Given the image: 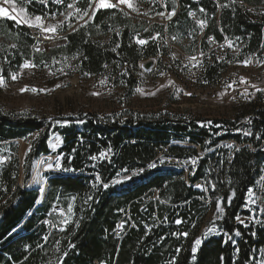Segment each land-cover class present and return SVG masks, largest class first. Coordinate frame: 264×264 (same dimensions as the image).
Here are the masks:
<instances>
[{
	"label": "trees",
	"instance_id": "1",
	"mask_svg": "<svg viewBox=\"0 0 264 264\" xmlns=\"http://www.w3.org/2000/svg\"><path fill=\"white\" fill-rule=\"evenodd\" d=\"M150 1L162 11L158 0ZM178 1L180 10L167 25L173 39L195 31L206 51V37L222 40L219 24L226 35L241 39L239 59L264 48V13L239 3L246 0H220L219 20L217 6L201 1L207 16L199 39L188 17L196 4ZM168 2L164 0L167 9ZM247 2L255 10L264 6L261 0ZM89 3L82 0L77 7L88 11ZM64 6L25 8L44 13ZM147 24L138 28L119 8L100 9L89 23L67 34L65 45L37 53L29 28L0 18V61L16 73L24 61L40 66L51 56H74L76 73L109 72L126 81L129 97L135 86L132 70L165 54L164 25ZM135 33L148 42L138 45ZM98 34H108V41H99ZM6 36L10 45L2 39ZM221 69L217 61L206 65V80L213 82ZM108 116L80 112L53 124L0 110V146L7 147L0 165V264H264V207L245 209L249 189L257 198L264 196V107L252 103L233 118L131 109ZM248 131L252 135L244 134ZM52 133L62 138L60 168L47 176L42 202L36 205L39 190L26 181L35 161L49 154ZM19 139L30 141L22 160ZM101 152L107 157L90 158ZM173 160L180 166H165ZM121 176L131 178L117 183ZM206 179L214 185L209 197L223 201L225 214L216 223L219 234L202 240L193 261L194 241L211 205L205 191L194 185ZM185 232L187 236L179 235Z\"/></svg>",
	"mask_w": 264,
	"mask_h": 264
},
{
	"label": "rangeland",
	"instance_id": "2",
	"mask_svg": "<svg viewBox=\"0 0 264 264\" xmlns=\"http://www.w3.org/2000/svg\"><path fill=\"white\" fill-rule=\"evenodd\" d=\"M82 0L68 1L62 10L45 11L44 13H31L25 6L13 0L17 12L20 9L24 10L23 15H18V20L34 19L35 16L43 17V23L48 25H61L58 27L55 34L46 32L44 36V45L49 43H60L67 34L73 32V28L84 26L90 22L92 9L89 8V16L83 19L79 18L80 13L75 11L77 3ZM156 1V0H155ZM264 2V0H261ZM111 2V1H110ZM135 11L125 7L130 15L132 22L146 27V18L160 16L161 20L169 19V14L176 7L175 0H169L170 8L167 9V14L159 15L154 1L150 0H132ZM68 4H73L74 8H68ZM0 6L7 7L11 12V5H3V0H0ZM166 6V5H165ZM255 10L253 6L248 9L263 16L264 6H257ZM81 12L83 10L79 8ZM220 9V7H219ZM219 9L217 15L219 14ZM72 13L71 16L68 14ZM17 15V13H11ZM12 20L8 18H3ZM14 21V20H12ZM25 26L30 30H39V28L29 27L25 23H17ZM69 25H72L70 28ZM206 24L203 28L205 30ZM142 28V29H143ZM141 32V31H140ZM195 31H191L189 36L175 37L173 42H168L161 38L165 47V54L153 58V66L145 71L141 64L132 70L131 76L135 81L132 94L128 97L126 81L119 77H113L109 72H104L100 75H80L75 72L76 57H67L65 55L51 56L42 60L40 66L23 67L25 63L34 65L31 61H24L18 68L16 73L12 70H7V66L3 67L0 61V77H3L4 83L0 85V110L14 111L17 115L20 113L24 116L31 115L39 119H46L48 122L57 124L60 120L75 116L80 112H90L99 115L100 118L111 114H117L126 109L138 111H155L164 110L183 115H192L200 119L212 118H233L238 114L248 110L250 104L255 103L258 107H264V91H256L257 88L264 90V48L253 55L246 56L243 59L238 58L241 47V39L231 38L223 51L209 49L203 51L196 42L194 37ZM200 34L198 35L199 39ZM51 37V38H46ZM108 34H98L99 41L107 42ZM10 45L9 36L2 38ZM143 39L135 33L134 41ZM145 40V39H144ZM231 44V46H229ZM139 45V44H138ZM61 47V46H60ZM55 49V48H54ZM53 49L45 48L43 51L48 53ZM203 53V55L201 54ZM195 57V59H192ZM194 60L200 64L194 65ZM250 60L251 62L245 66L243 61ZM219 62L222 66L219 74L213 82L206 80L204 68L213 62ZM5 71V74H3ZM16 74L17 78L13 80L11 77ZM105 83L101 84V81ZM59 85V87H57ZM255 85L256 87H252ZM44 89L45 91L31 90L21 91V89ZM138 89L142 91H137ZM93 93H99L93 95ZM151 93H154L152 95ZM186 93H191L187 95ZM124 103H122V101ZM109 117V116H108ZM248 116L245 117V122H248ZM36 137V134L32 138ZM31 138V139H32ZM18 154L22 160L30 141L22 139L17 140ZM62 144V138L57 133H52L48 140L49 154L42 155L34 163V169L30 178L26 181V186L42 189L41 199L43 198L46 188L47 176L51 173L58 172L56 167L57 162L60 164L57 150ZM6 146H0V161L1 155L7 153ZM167 167H176L180 164L176 161L167 162ZM49 164L52 165L49 168ZM126 176L119 177V180H125ZM20 184H24L23 177L19 179ZM200 185L199 189L205 191L208 196L210 207L209 212L204 220L199 239L206 240L211 236L219 234L216 228V223L224 217L225 205L218 198L211 200L209 197L213 189V184L210 179H206L194 186ZM198 188V187H197ZM232 196L229 197V203ZM218 204L223 208V212L217 211ZM263 209L264 196L255 197L248 195L246 210H254L256 206ZM246 223V219H240ZM211 230V231H210ZM121 231V228L119 230ZM116 231V232H117ZM200 246V245H199ZM198 246V247H199ZM197 247V250H198ZM196 250V252H197ZM195 253L193 261L195 260ZM263 264V263H259Z\"/></svg>",
	"mask_w": 264,
	"mask_h": 264
},
{
	"label": "snow or ice",
	"instance_id": "3",
	"mask_svg": "<svg viewBox=\"0 0 264 264\" xmlns=\"http://www.w3.org/2000/svg\"><path fill=\"white\" fill-rule=\"evenodd\" d=\"M41 3H47V0H40ZM56 3H62V0H55ZM121 4H124V5H127L128 8H131L133 9L134 11L136 10L135 7H134V4L132 3V0H117L116 3H112L110 2V0H90V3L88 4V7L92 9V13H91V16H89V12L88 11H83L81 12V10L79 8H76L75 11L77 13H80L79 15V18L80 19H83L85 16H89V19H91L92 17L95 16L96 12L99 11L100 9H111V8H118ZM3 5H11V12L9 11V9L7 7H4V6H0V18H8V19H12L14 21H16L17 23H25L27 24L29 27H35V28H39L41 32H50V33H53L55 34L57 32V29L58 27H60L61 25H48V26H45L44 23H43V17L41 16H35L34 19H24V20H18L17 19V16L18 15H23L24 13V10L23 9H20L19 12H17V8L13 2V0H3ZM223 6H226V5H223ZM68 8H74V5L73 4H68ZM201 11L203 12L204 9H201ZM11 13H17V15H12ZM69 16L72 15V13H69L68 14ZM159 15L163 16L164 13H159ZM172 15H175V12L173 11L172 13L169 14V19L171 18ZM205 24V21H200V25L201 27H203ZM69 27L71 28L72 25H69ZM77 29L73 28V31H76ZM46 38H51V37H46ZM152 39H155V37H153ZM148 41L147 40H144V39H137L136 40V43L139 44V45H145ZM229 46H231V44H229ZM39 51V49H37ZM113 51H115V49H113ZM203 55V53H201ZM192 59H195V57H192ZM251 61L250 60H245L243 61L244 65L247 66ZM35 67V65H30L29 63H25L23 65V67L27 68V67ZM141 67H143V65H141ZM86 75H88V73H86ZM13 80H15L17 78L16 74H13L12 77H11ZM4 83V80H3V77H0V85H3ZM105 83V81H101V84ZM57 87H59V85H57ZM252 87H256L255 85H252ZM28 90H31L33 92H36V91H45L44 89H28V88H24V89H21V91H28ZM137 91H142L140 89H138ZM256 91H264L262 89H259L257 88ZM99 93H93V95H98ZM152 95H154V93H151ZM187 95H191V93H186ZM245 135H252V133L250 131L248 132H245L244 133ZM259 138V137H258ZM107 157V153L105 152H101L99 153V156H92L90 157L92 160H96L98 158H106ZM192 163L195 164L196 163V160L193 159L192 160ZM152 167H155V165H151ZM52 165L49 164V168H51ZM56 167L57 168H60V164L59 162H57L56 164ZM67 170V169H65ZM127 171V170H125ZM131 177H126V179H130ZM97 181L100 182V177L97 176L96 177ZM117 183H119V181H116ZM102 183V182H101ZM94 187L96 185H93ZM103 187L107 188L108 185L107 184H103ZM197 187H201L200 185H197ZM214 187V185H213ZM249 196L251 198L252 196V190L249 189ZM217 211L218 212H223V208L220 207V205L218 204L217 206ZM237 219L239 220L240 218L237 217ZM182 221L180 220H177L176 223L177 224H180ZM241 223H243V221H240ZM120 227H123V225H121ZM211 231V230H210ZM179 235H184V236H187L188 234L185 232V233H180ZM236 235H239V232L236 233ZM45 239H47V237H45ZM201 244V239L197 238L195 241H194V246H193V253L196 252L197 250V247ZM177 251H179V249H177ZM65 255H67V253H65Z\"/></svg>",
	"mask_w": 264,
	"mask_h": 264
},
{
	"label": "built area",
	"instance_id": "4",
	"mask_svg": "<svg viewBox=\"0 0 264 264\" xmlns=\"http://www.w3.org/2000/svg\"><path fill=\"white\" fill-rule=\"evenodd\" d=\"M15 1L18 2L19 4L25 6V7H46V8H50V7H61V6L65 5L69 0H62V3H56L55 0H47V3H41L40 0H15ZM110 1L112 3L117 2V0H110ZM175 1H176V7L174 10H172V12L173 11L175 12V15H172L170 19L163 21V20H161L160 16H154L152 18H146V21L148 22L147 27H149V25L152 23H158V24L164 25V31H163L161 37L164 38L167 42H168V40L170 42H173V35L168 34L167 25L174 20L175 16L177 15L178 11L180 10L179 1L178 0H175ZM192 1L196 4L197 9L188 11V17L198 27V34L201 35L202 27L200 25V21L206 22L207 12L201 6V1H203V0H192ZM210 1H212L217 6V9H219V7H221V1L220 0H210ZM239 3L243 4L246 7L250 6L248 4L247 0L246 1H239ZM158 5L162 9L161 13L167 14V9H166L164 0H158ZM118 8L120 10L126 12L128 15H130V12H128L125 7L120 5ZM201 9H204V11L202 12ZM218 31H219L220 35L222 36V40L218 41L214 35H210V36L206 37V43L208 44L209 49H218V51H223L226 48V44L231 39V37L226 35L221 30V27L219 26V24H218ZM30 33L34 38V44L32 45L31 48L33 51H35L37 53L44 52L43 50L47 47L50 49H54V48L63 46L67 42V37L65 36L63 39L60 40V43H49L48 45H44L43 40H44V36L47 35L46 32H41L39 30H30ZM37 49H39V51ZM198 63L199 62L197 60L196 61L194 60L193 68H194V65H196ZM1 157H2V159L0 161V165H2L3 161H6V159H7V157L4 154L1 155ZM47 226H48V224H47ZM116 233L118 234V233H120V231H117Z\"/></svg>",
	"mask_w": 264,
	"mask_h": 264
},
{
	"label": "water",
	"instance_id": "5",
	"mask_svg": "<svg viewBox=\"0 0 264 264\" xmlns=\"http://www.w3.org/2000/svg\"><path fill=\"white\" fill-rule=\"evenodd\" d=\"M141 65H143V69L145 71L149 70L151 68V66H153V60L152 59H149V60H146L144 61ZM46 186V185H45ZM30 188V187H29ZM43 199V198H42ZM42 199H41V196H40V192H39V195H38V199H37V203L36 205H39L41 202H42Z\"/></svg>",
	"mask_w": 264,
	"mask_h": 264
},
{
	"label": "bare ground",
	"instance_id": "6",
	"mask_svg": "<svg viewBox=\"0 0 264 264\" xmlns=\"http://www.w3.org/2000/svg\"><path fill=\"white\" fill-rule=\"evenodd\" d=\"M157 2V1H156ZM219 12H220V9H219ZM217 15V14H216ZM216 19L217 20H219V14L216 16ZM197 27V26H196ZM197 29H198V27H197ZM204 32V28L202 27V30H201V34ZM199 35V34H198ZM198 35H197V39H198ZM174 36V35H173ZM173 40H175V39H173ZM43 192H42V189H41V191H40V195L42 194ZM49 225H50V223H49Z\"/></svg>",
	"mask_w": 264,
	"mask_h": 264
}]
</instances>
